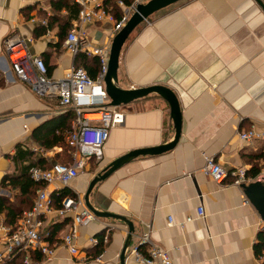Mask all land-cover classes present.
<instances>
[{
	"label": "crops",
	"instance_id": "1",
	"mask_svg": "<svg viewBox=\"0 0 264 264\" xmlns=\"http://www.w3.org/2000/svg\"><path fill=\"white\" fill-rule=\"evenodd\" d=\"M110 1L117 3L110 6L116 18L131 12L130 6ZM187 3L163 14L153 27H138L122 50L119 67L123 88L162 84L175 91L183 112L180 140L165 153L122 165L94 187L90 201L133 222L125 264H142L134 250L148 257L154 247L167 251L173 264H264V219L243 185H235L231 177L218 183L204 172L207 157L225 167H244L255 178L264 170V138H241L245 130H264V10L256 0ZM67 4L80 10L75 0H0V197L23 210L34 204L41 189L54 199L67 188L83 202L75 210L87 207L90 182L105 166L131 150L158 146L175 136L168 102L150 95L117 107L124 120L111 128L102 158L87 159L68 185L44 183L24 196L20 188L3 184L5 176L28 167L49 169L74 159L67 131L75 125L73 109L23 82L3 45L9 34L26 39L30 54L45 61L52 79L78 68L97 78L100 58L67 47L69 31L79 20ZM85 28L92 47L111 46L112 21L87 23ZM59 135L67 145L46 144ZM55 205L60 206L56 200ZM20 216L12 222L3 211L0 221L16 225ZM57 217H46L44 239L57 253L43 264H121L129 234L125 222L96 216L79 228L80 253L73 255L62 241L73 214ZM146 235L148 241H143ZM21 254L20 262L26 256ZM30 255L34 263L44 261L37 250Z\"/></svg>",
	"mask_w": 264,
	"mask_h": 264
},
{
	"label": "built area",
	"instance_id": "2",
	"mask_svg": "<svg viewBox=\"0 0 264 264\" xmlns=\"http://www.w3.org/2000/svg\"><path fill=\"white\" fill-rule=\"evenodd\" d=\"M80 5L79 20L71 27L66 44L69 50L78 53L81 50L100 58V72L97 78L81 68L73 69L63 78L55 80L47 75V66L41 57L32 56L28 49L26 39L9 34L4 38V52L12 63L18 77L25 82L34 92L50 97H57L62 107L73 109L76 118L73 132L68 138L69 145L73 148L74 159L72 163H55L49 169L33 166L30 169L32 177L44 183L59 182L68 185L77 178L89 158L101 159L106 142L110 137L111 128L123 122L124 113L117 107L109 105L110 98L105 86V76L108 71L110 46H93L85 28L87 23L109 20L114 23L115 34L121 30L129 20L132 12L136 10L137 1L130 6L131 12L116 18L106 6V0H75ZM120 5L125 3L119 0ZM90 115H100L99 118H90ZM245 141L264 138V130L254 128L241 132ZM204 172L216 182L223 183L228 178H233V183L241 186L255 179L264 181V170L260 175L251 177L246 168H229L223 166L213 157H207ZM83 205L76 195H67L55 205V200L45 189H41L33 206L25 210L16 225H7L0 221V264H10L18 253H25L24 263L43 264L52 260L57 253L56 246L44 239V226L46 217L57 215L64 218L73 214L72 225L63 236V245L71 254L80 253L77 246L78 230L83 225H88L96 218L95 214ZM200 214H204L201 208ZM57 217V218H58ZM148 241V236L143 237ZM39 251L44 256V261L34 263L30 252ZM137 260L142 264H173L170 254L159 248H152L148 257H144L134 250ZM82 264H87L83 262Z\"/></svg>",
	"mask_w": 264,
	"mask_h": 264
},
{
	"label": "water",
	"instance_id": "3",
	"mask_svg": "<svg viewBox=\"0 0 264 264\" xmlns=\"http://www.w3.org/2000/svg\"><path fill=\"white\" fill-rule=\"evenodd\" d=\"M179 1L181 0H149L144 3H138L136 10L132 12L125 26L121 30H119L113 37L110 46L108 71L105 76V86L110 98L109 105L113 107H119L146 98L150 95H158L168 102L170 106L171 118L173 120L175 128V136L170 142L154 147L134 149L113 160L92 179L85 194V203L87 207L95 214V216L116 218L122 220L128 225L129 234L121 254V264H125V254L127 248L131 243L133 232L135 231L134 224L123 215L97 209L91 203L90 195L94 187L99 182L105 180L115 170H117L127 162L139 156L159 155L175 148L180 140L182 133L183 112L178 95L169 86L162 84H153L150 86L131 89L121 87L119 85L120 57L127 40L129 39L131 34L139 27V25L147 20L151 15L173 4H176ZM256 1L264 10V2L262 0ZM243 188L249 199L257 207L264 219V181L258 180L249 184H243Z\"/></svg>",
	"mask_w": 264,
	"mask_h": 264
},
{
	"label": "trees",
	"instance_id": "4",
	"mask_svg": "<svg viewBox=\"0 0 264 264\" xmlns=\"http://www.w3.org/2000/svg\"><path fill=\"white\" fill-rule=\"evenodd\" d=\"M123 1L126 5L131 6L135 0H121ZM119 2V0H118ZM106 6L110 11V6L112 7H116V4L110 0H106ZM68 7H70V9L73 11L74 15L73 17H77L78 13H79V8L77 4H67ZM123 14L118 13L117 18H121ZM67 131L68 134L70 136V134L73 132V129H71L70 126H67ZM65 141V137L64 135H59L58 137H54L53 140L51 141V143H46L49 144V147H52L53 145L56 144H63L64 146L67 145ZM71 147V146H70ZM3 184L7 185L10 184L12 187L14 188H20L21 190V194L24 196H27L28 194H32L34 192L35 189H39L40 186H42L44 184V182L42 181H37L35 180L29 170V167L26 168V170L24 172H22L19 175H7L5 176V178L3 179ZM76 195L75 193L71 192L69 189L65 188L63 189L61 192H59L58 194L54 195V199L57 201L58 204H60V202L62 201V199L67 196V195ZM33 204L30 206L32 207ZM29 207V208H30ZM3 211H7V214L9 216V218H11L12 222L16 220V218L19 215H22V213L25 211L20 207H16L15 205L9 203L7 201V199H3L2 197H0V212ZM60 227V224L58 226V228ZM22 256L21 253H18L15 258L10 262V264H25L24 261L22 260V262H20V257Z\"/></svg>",
	"mask_w": 264,
	"mask_h": 264
},
{
	"label": "rangeland",
	"instance_id": "5",
	"mask_svg": "<svg viewBox=\"0 0 264 264\" xmlns=\"http://www.w3.org/2000/svg\"><path fill=\"white\" fill-rule=\"evenodd\" d=\"M188 0H181L179 2H177L176 4H173L169 7H167V11H163L162 13H155L153 15H151L147 20H145L141 25H139V29L141 28H147V27H153L156 22L161 19L160 17L165 14H171V13H174V12H177L179 9H183V7H186L188 5L187 3ZM174 8H176V10H173ZM138 29V30H139Z\"/></svg>",
	"mask_w": 264,
	"mask_h": 264
},
{
	"label": "bare ground",
	"instance_id": "6",
	"mask_svg": "<svg viewBox=\"0 0 264 264\" xmlns=\"http://www.w3.org/2000/svg\"><path fill=\"white\" fill-rule=\"evenodd\" d=\"M100 115H90V118H99Z\"/></svg>",
	"mask_w": 264,
	"mask_h": 264
}]
</instances>
